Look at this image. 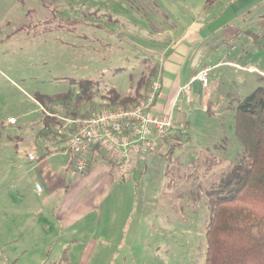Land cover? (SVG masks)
<instances>
[{
    "label": "rangeland",
    "instance_id": "1",
    "mask_svg": "<svg viewBox=\"0 0 264 264\" xmlns=\"http://www.w3.org/2000/svg\"><path fill=\"white\" fill-rule=\"evenodd\" d=\"M152 1L0 0V264H43L36 258L38 254L46 259V251L20 254L10 246L3 247L1 236L12 231L5 212L23 211L24 207L29 212L45 199L36 189L39 177L33 171L35 162H29L26 154L33 145L40 153L47 140L42 133L46 105L42 107L37 98L65 96L45 108L54 111L60 122L59 118H67L65 112L88 109L89 104L76 103L75 99L78 83L91 80L96 83L93 109L124 108L110 104L113 93L119 99L133 95L139 80L147 79L155 65L160 66L157 46L161 43L151 42L150 33H165V39L175 33L181 36L192 20L206 23L205 31L212 32L231 19L223 2L214 6L207 0ZM200 3L204 16L197 9ZM257 14L251 16L253 20L236 24L255 33L262 44L264 6ZM225 27L229 34L234 24ZM212 35L210 43L219 37L218 32ZM162 44L171 52L177 50L175 45ZM233 50L230 52L224 42L211 44L209 52L203 49L195 54L208 66L209 85L201 96L193 98L196 109L188 122L181 111L189 142L171 156H165L167 148L159 146L143 162L144 171H136L130 182L122 183L125 187L114 192L125 196V202H112V207L127 218L122 225L126 241L117 246L112 259H102L108 252L99 257L100 264H204L210 216L206 192L243 154L233 135V111L244 96L264 86V75L260 74L264 72V44L261 50L251 38L247 41L240 36L233 42ZM205 56L207 61H203ZM189 58L184 69L189 68ZM224 60L239 64L238 69L221 64L213 67ZM200 98H205L204 104L197 106ZM186 105L182 110L192 105L191 99ZM9 118L16 124L9 125ZM89 167L93 170L73 174L70 187L57 193L71 203L47 201L42 209L48 216L56 215L61 206L69 212V205L80 204L84 210L85 204L91 210L98 204L100 197L94 191L101 186V176H95L98 169L94 162ZM17 194L23 196L22 202L13 200ZM53 260L59 264L57 257L44 264Z\"/></svg>",
    "mask_w": 264,
    "mask_h": 264
},
{
    "label": "crops",
    "instance_id": "2",
    "mask_svg": "<svg viewBox=\"0 0 264 264\" xmlns=\"http://www.w3.org/2000/svg\"><path fill=\"white\" fill-rule=\"evenodd\" d=\"M168 1L170 0H164L166 3ZM152 2L154 3L155 0ZM220 2H223L225 5L223 8L225 13L228 12L229 16H231V19L226 22V25L230 23L234 24L229 34L226 32V25H221L218 30L214 29L212 32H206V23H195V20H192L189 29L181 36L175 33L165 39L163 35L165 33L161 34L157 31L148 35L151 37V42L156 41L161 43V46H157L161 54L158 75L152 79L154 81L158 77L160 83L159 93L154 103V111L156 113L172 114L176 129L170 135L174 133H187L183 131L181 111H184L183 116L186 119L184 122H188L193 115V108L196 107L193 104V98L198 95L201 96L205 90L195 77L200 71L207 69L208 66L198 61L195 54L203 49L209 52L211 44H216L217 46L221 45V43L224 44V42L227 43L228 50L232 52L234 51L233 42L240 39V36H245L247 41L251 38L253 43H256L261 50L263 49L264 43L261 44L263 40L257 41V35L255 33L240 29L236 22L240 20L241 22L253 20L251 16L259 13L264 6V0H217L213 2L215 3L214 6L220 4ZM190 3L188 2V4ZM197 9L202 12L203 16L205 15L203 11L204 5L202 3H200ZM257 15L259 16V14ZM217 32L219 37L214 41L211 40L210 43L208 38ZM250 33L256 35V38L250 35ZM163 42H167L169 46L175 45L177 50L171 52L170 48L162 44ZM199 47L200 49H198ZM205 51L204 53H206ZM244 51L246 50L244 49ZM188 57H190L188 62L189 68L184 69L185 61ZM204 60H208L207 56L203 58ZM219 64L229 67L232 66L233 68L239 65L235 62L232 63L230 60H224L221 63L214 64L213 67ZM247 69L252 70L254 68L248 66ZM260 74L264 75V72H260ZM186 86L190 88L189 98L192 101V105L182 110V105H186L183 92V88ZM204 100L205 98H200L195 103H197V106H202ZM180 125H182V129L179 128ZM43 143L44 145L40 148V153L36 152L35 148L38 147L33 145L30 149L28 148L26 154H34L35 160L29 162H35L32 166L33 171L37 172V176L39 177V182H36V185H40V193H43L45 199L40 203L39 208L29 209V212L24 207L23 211H17L11 214L8 212L4 213L6 216L5 221L11 225L12 231H6L1 235L2 246H10L20 254H23L26 250L46 251V259L43 260L41 254L36 256L43 264L48 259H55L56 257L59 258V264H100L99 257L103 256L105 252H108V254L106 258L102 259L105 261L110 258L112 259L119 250L117 246L126 241L125 238H122V231L126 230L124 226L127 223V218L125 216L122 217L112 207V202H118L119 204L123 201L125 202L124 195L114 194V192H119L127 185L126 183L122 184L123 182L117 179L114 160L112 158L110 159V157L105 158L107 155L101 148H93L88 159L86 172H84L88 174L93 170V167H89V165L94 162V166L98 169L94 171L95 176H101V186L94 191V194H98L100 197L98 204L93 206L91 210L85 208V204L82 205V209L84 210H81L80 204L76 206L69 205V212L61 206L58 208L57 214L51 218L47 215V210L42 209L43 206L46 207L49 204L47 201L51 203L54 199H57L60 204L71 203L68 197H66V194L63 196L66 197L65 199L57 196V193L63 191L65 188H69L71 185L70 182L73 180V174L77 173L72 171V155L67 150L56 151V149H61L64 146L62 143L56 144V142H47V140H44ZM144 168V163H138L128 181L130 182L136 171L141 170L140 173H142ZM83 175L81 176L83 177ZM75 185H72V189ZM112 186L113 191H111ZM108 191H111V194L107 193ZM22 199L23 196L19 197L18 194L16 198L13 197V200H16L17 203L22 202ZM92 200L94 202L96 201L95 198ZM122 225L124 226L122 227ZM25 243L29 245H24ZM53 250L56 252L53 253ZM57 252H61V254L58 253L55 256ZM48 263L56 264V261H49L46 264ZM102 264H104V261Z\"/></svg>",
    "mask_w": 264,
    "mask_h": 264
},
{
    "label": "trees",
    "instance_id": "3",
    "mask_svg": "<svg viewBox=\"0 0 264 264\" xmlns=\"http://www.w3.org/2000/svg\"><path fill=\"white\" fill-rule=\"evenodd\" d=\"M214 1L217 0L207 3ZM158 69L156 65L147 79L139 80L133 95L119 99L114 92L110 104L126 108L138 103L149 91ZM95 85L91 80L78 83L76 103L89 104L88 109L82 113L65 112V117L86 118L96 111L91 104ZM63 99L64 95L39 96L37 101L48 107ZM46 107H43V135L47 142L64 145L56 151H68L67 134L58 133L61 123L56 113L47 112ZM232 120L233 135L243 154L206 192L210 216L205 231L204 264H264V86L238 102ZM186 136L174 133L162 139L159 146L167 148L165 156L183 149L189 142Z\"/></svg>",
    "mask_w": 264,
    "mask_h": 264
},
{
    "label": "built area",
    "instance_id": "4",
    "mask_svg": "<svg viewBox=\"0 0 264 264\" xmlns=\"http://www.w3.org/2000/svg\"><path fill=\"white\" fill-rule=\"evenodd\" d=\"M208 70L200 71L195 79L206 88ZM154 79L145 97L129 108H109L96 110L86 118H59L58 133L67 134L68 152L73 157L72 171L83 173L88 164L91 150L101 148L112 160L120 182L128 181L138 163L154 153L162 139L176 129L175 120L170 113H156L154 102L159 93L158 77ZM184 99L189 102V86L183 88ZM64 119V120H63ZM15 125L16 120L8 119ZM182 129V125L179 126ZM34 161L33 153L27 154ZM40 193V186L36 185Z\"/></svg>",
    "mask_w": 264,
    "mask_h": 264
}]
</instances>
